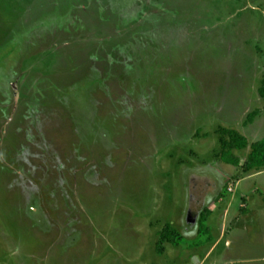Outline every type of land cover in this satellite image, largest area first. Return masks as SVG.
I'll return each mask as SVG.
<instances>
[{
  "label": "rangeland",
  "instance_id": "obj_1",
  "mask_svg": "<svg viewBox=\"0 0 264 264\" xmlns=\"http://www.w3.org/2000/svg\"><path fill=\"white\" fill-rule=\"evenodd\" d=\"M263 81L264 0H0V264H264Z\"/></svg>",
  "mask_w": 264,
  "mask_h": 264
},
{
  "label": "trees",
  "instance_id": "obj_2",
  "mask_svg": "<svg viewBox=\"0 0 264 264\" xmlns=\"http://www.w3.org/2000/svg\"><path fill=\"white\" fill-rule=\"evenodd\" d=\"M260 95L264 99V81H263V86L260 89ZM249 119L252 121L254 119V114H250ZM230 135H231V139L228 144V148H227L228 150L223 152L221 156V160L227 164L239 166L240 159L233 151L234 150L239 151L248 148L249 141L247 137L241 135L239 132L234 130L230 131ZM244 169L246 171L264 170V138L252 144L251 151L244 164ZM172 234L173 233H169L167 230H165L163 236L171 240Z\"/></svg>",
  "mask_w": 264,
  "mask_h": 264
},
{
  "label": "crops",
  "instance_id": "obj_3",
  "mask_svg": "<svg viewBox=\"0 0 264 264\" xmlns=\"http://www.w3.org/2000/svg\"><path fill=\"white\" fill-rule=\"evenodd\" d=\"M264 172V171H263ZM231 242V241H230Z\"/></svg>",
  "mask_w": 264,
  "mask_h": 264
}]
</instances>
